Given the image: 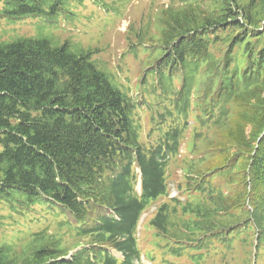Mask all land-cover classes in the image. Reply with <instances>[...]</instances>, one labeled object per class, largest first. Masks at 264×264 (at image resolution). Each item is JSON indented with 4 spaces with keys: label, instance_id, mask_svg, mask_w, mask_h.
<instances>
[{
    "label": "trees",
    "instance_id": "1",
    "mask_svg": "<svg viewBox=\"0 0 264 264\" xmlns=\"http://www.w3.org/2000/svg\"><path fill=\"white\" fill-rule=\"evenodd\" d=\"M68 1L0 0V16L54 17ZM252 2L179 0L178 6L156 13L158 47L151 72L167 103L161 118L175 112L184 120L190 109L198 111L194 117L201 129L194 150L202 157L190 160L188 169L221 182L216 189L204 177L201 195L180 208L187 219L176 216V205L159 208L152 225L177 242L171 247L176 257L185 252L181 242L197 235L221 237L219 231L225 230L236 237L254 228L257 243L264 239V46L259 44L264 30L246 26L264 21V11H251ZM208 31H214L209 45ZM237 54L246 65L241 92L233 66ZM132 115L131 101L82 52L52 46L44 37L0 43V195L26 203L54 201L59 213L84 223L75 230L74 245L78 240L89 244L64 260L66 248L51 237H34L21 254L0 249V264H93V258L107 254L97 247L102 244L123 254L121 264H136V215L148 199L164 192L161 159L165 151L176 150L184 127L169 122L160 143L150 149L139 142ZM134 157L144 171L141 199L132 191ZM246 202L250 208L241 210ZM105 207L121 218L107 216ZM232 210L237 214L228 215ZM178 224L187 231L176 229ZM102 264L116 261L105 256Z\"/></svg>",
    "mask_w": 264,
    "mask_h": 264
},
{
    "label": "rangeland",
    "instance_id": "2",
    "mask_svg": "<svg viewBox=\"0 0 264 264\" xmlns=\"http://www.w3.org/2000/svg\"><path fill=\"white\" fill-rule=\"evenodd\" d=\"M105 3L110 1L116 2L117 4L122 0H101ZM250 0H242V5H246ZM76 4L81 7L82 4ZM153 7H150L148 0H126V2L120 4L118 9L121 10L119 15H115L110 11L105 12L102 7H92L87 6L86 8H78L74 11H69L67 14L61 13L55 17L49 18L45 16L39 17H25V18H12L8 16L0 17V41H10L17 37H44L47 38L52 45H60L64 41L71 42L70 49L76 53L81 50H98V52L92 54V59L97 55L103 60H110V64L114 66L117 63L116 58L118 57L117 49H122L123 42L122 39L125 38L124 35H120L117 31V24L120 20L121 28L126 26V21L122 17L125 15H131L132 18H139L140 16L146 15L149 10H155L156 8L166 6L169 4L178 5V0H155ZM251 11H264V0H253L250 5ZM155 12L149 18L148 32L150 34H156V29L152 23V17ZM137 25V24H134ZM239 29V26L236 27ZM264 37V33L262 36ZM260 46H264V39L260 40ZM111 51L101 55L100 51L108 46H111ZM101 55V56H100ZM123 62L128 67L130 73H135L137 71L141 72V63L135 61L133 58L126 57ZM243 65V60L240 61ZM124 77V76H123ZM117 83L123 89H129L128 83L124 80H117ZM130 90V89H129ZM138 89L130 90L131 92H136ZM145 115L142 113V119ZM152 132H144L143 128L141 130L142 136L148 138ZM254 196H252V201ZM1 202V201H0ZM21 206H16L12 208H7L5 205L0 204V246H4L5 254L14 255L12 244L16 243V235L18 234V239H23L25 236H35L39 234V230L44 227H52L57 236L63 237L62 245L66 248H71L74 243V238L72 237V232L57 228V219L53 218L50 211H46L43 207L35 206L32 210H28L27 216H22L16 214V212L21 213L19 210ZM25 210V209H24ZM35 211V213H34ZM36 215L37 220L32 221V217ZM13 231V232H12ZM144 233H153L154 230L148 223V218L143 224ZM24 236V237H20ZM244 234L239 235L242 237ZM251 249L245 247L243 253L235 248L233 251V256L229 260L226 257L220 256L221 253H216L211 256L207 264H220V261H224V264H242V261ZM263 251V250H262ZM261 251V252H262ZM220 258V259H219ZM258 264H264V257L262 260L258 261Z\"/></svg>",
    "mask_w": 264,
    "mask_h": 264
}]
</instances>
